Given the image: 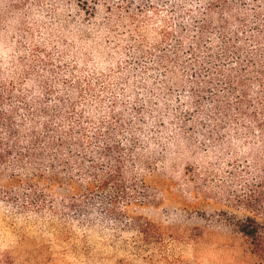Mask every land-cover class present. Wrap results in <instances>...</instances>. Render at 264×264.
Segmentation results:
<instances>
[{
    "label": "rangeland",
    "instance_id": "1",
    "mask_svg": "<svg viewBox=\"0 0 264 264\" xmlns=\"http://www.w3.org/2000/svg\"><path fill=\"white\" fill-rule=\"evenodd\" d=\"M228 1L224 14L216 0H0V80L31 91L61 137L110 131L146 166L147 190L125 208L147 223L126 250L77 247L0 197V264H262L235 222L264 230L239 205L264 173V131L248 118L264 117V0ZM80 189L54 182L45 197Z\"/></svg>",
    "mask_w": 264,
    "mask_h": 264
},
{
    "label": "trees",
    "instance_id": "2",
    "mask_svg": "<svg viewBox=\"0 0 264 264\" xmlns=\"http://www.w3.org/2000/svg\"><path fill=\"white\" fill-rule=\"evenodd\" d=\"M216 2L224 14L234 8L228 0ZM257 7L254 8L256 18L262 8L258 4ZM227 47L225 42L223 48ZM251 62L254 61L251 59ZM263 69L262 65L257 72ZM236 82L242 87L239 91L242 97L245 80L238 78ZM35 99L22 83L0 80V173L6 181L0 184V197L8 204L10 215L14 219H26L31 215L30 210L35 209L42 213V227L64 234L77 247L91 246L96 239H103L122 250L141 245L139 236L142 238V232L147 230V223L141 216L128 215L125 208L147 198L146 186L138 176L146 167L142 160L138 157L129 160L130 156L113 139L111 132L103 129L93 137L87 129L78 126L77 134L71 129L61 137V129L48 122L51 116L47 107ZM62 103L58 100V111ZM260 106L264 109V100ZM248 118L253 119L259 131H264V117L249 114ZM100 136L105 141L97 139L103 144L92 148L91 142ZM62 149L65 155L61 153ZM260 175L262 180L249 185L248 193L241 195L239 205L264 215V173ZM73 181L80 185V192L60 204L45 197V190L52 183ZM235 226L250 241L264 264L261 223L248 215L237 220ZM128 233L137 238V243L129 242Z\"/></svg>",
    "mask_w": 264,
    "mask_h": 264
}]
</instances>
